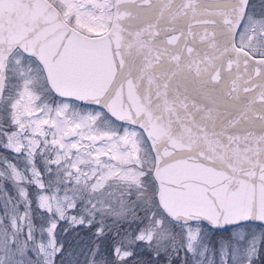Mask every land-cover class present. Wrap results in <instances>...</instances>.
<instances>
[{
    "label": "snow or ice",
    "instance_id": "1",
    "mask_svg": "<svg viewBox=\"0 0 264 264\" xmlns=\"http://www.w3.org/2000/svg\"><path fill=\"white\" fill-rule=\"evenodd\" d=\"M255 7L0 0V264H80L60 221L117 237L83 264H140L141 250L150 264H264ZM213 230L230 235L214 244Z\"/></svg>",
    "mask_w": 264,
    "mask_h": 264
},
{
    "label": "trees",
    "instance_id": "2",
    "mask_svg": "<svg viewBox=\"0 0 264 264\" xmlns=\"http://www.w3.org/2000/svg\"><path fill=\"white\" fill-rule=\"evenodd\" d=\"M29 187L30 195L33 193V188L31 186ZM33 216H34V224L37 226L36 235L39 239L40 233H39V225L41 223V220L37 218L36 213L39 211L36 209L35 201L33 202ZM21 211H23V206L21 205ZM74 211V210H70ZM47 215V213H45ZM136 225H133L132 227L135 228ZM126 227L123 225V227L120 229V235L122 236L124 234V229ZM96 230V225H93L92 227H86L83 225L79 226H71L67 221H60L56 232L55 237L57 241V245L63 244L64 249L63 251L65 253L72 252L75 255L72 257H66V259H78L80 261V264H83L85 255H87L88 249L92 248L95 243H99L101 246V254L107 255L110 257L111 254V248L117 237L115 236L114 232H108L107 235L102 240H97L96 236L94 235ZM226 231L221 232H214L211 231L209 233H212L213 237L215 235H219L220 233H225ZM47 239V234L45 233V240ZM31 255V253H29ZM140 264H150L151 262V254L147 251L141 250L139 252V255L137 257ZM57 261H59V256L57 257Z\"/></svg>",
    "mask_w": 264,
    "mask_h": 264
},
{
    "label": "rangeland",
    "instance_id": "3",
    "mask_svg": "<svg viewBox=\"0 0 264 264\" xmlns=\"http://www.w3.org/2000/svg\"><path fill=\"white\" fill-rule=\"evenodd\" d=\"M262 2H264V0H250V3L251 4H254L256 6L255 7V12L256 13H259L261 11V4H262ZM9 155H11V154H9ZM5 186L8 188V190L10 192L12 191L10 185H7L6 184ZM31 187L34 190L33 192L38 191V189H36L35 186H31ZM114 206H116V205H114ZM0 211H2V210H0ZM112 219H114V218L113 217H109L108 218L109 222H111ZM124 226L126 228L128 227V225H126V224ZM252 230H255V231L259 232L260 231V227L253 225V229ZM229 235H230V233L228 231H226L225 233H220L219 235H215L214 237H213L212 233H209V237H210V239L212 240V242L214 244L216 243V241L220 240L221 238H227Z\"/></svg>",
    "mask_w": 264,
    "mask_h": 264
},
{
    "label": "water",
    "instance_id": "4",
    "mask_svg": "<svg viewBox=\"0 0 264 264\" xmlns=\"http://www.w3.org/2000/svg\"><path fill=\"white\" fill-rule=\"evenodd\" d=\"M255 131L258 133L259 132V129L257 128V129H255ZM250 223H252L253 225L259 226V222H250ZM213 231L218 232V231H223V230H213Z\"/></svg>",
    "mask_w": 264,
    "mask_h": 264
}]
</instances>
